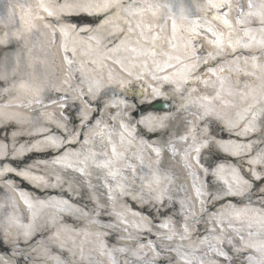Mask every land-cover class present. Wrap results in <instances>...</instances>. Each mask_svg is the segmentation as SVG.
<instances>
[{
    "label": "bare ground",
    "instance_id": "1",
    "mask_svg": "<svg viewBox=\"0 0 264 264\" xmlns=\"http://www.w3.org/2000/svg\"><path fill=\"white\" fill-rule=\"evenodd\" d=\"M229 2L217 10L209 0H120L105 12L81 7L102 0H0V264L264 260L259 222L227 215L229 202L260 209L264 185L249 186L250 200L229 198L216 173L221 164L247 173L250 157L264 155V35L258 19L250 22L258 9L249 0ZM241 5L242 27L234 23ZM192 64L186 79L177 75ZM139 88L142 106L159 99L153 89L171 105L148 114L147 134L135 122L137 104L120 102L135 101ZM57 91L74 96L78 116L51 104ZM221 139L238 143L239 154L222 152ZM211 140L214 149L196 152ZM223 176L234 183L230 169ZM231 249L237 257L219 255Z\"/></svg>",
    "mask_w": 264,
    "mask_h": 264
},
{
    "label": "snow or ice",
    "instance_id": "2",
    "mask_svg": "<svg viewBox=\"0 0 264 264\" xmlns=\"http://www.w3.org/2000/svg\"><path fill=\"white\" fill-rule=\"evenodd\" d=\"M209 8L211 9H222V8H230L231 4L229 2V0H217V2H213V0H209L208 3ZM81 7H83L85 10L88 9H96V10H100V11H107L110 8H119L121 7L120 5V0H102V3H97V4H84L81 5ZM249 9L250 10H254V9H258V11H249L248 16L251 21H255V20H259V28L257 29L262 35H264V0H249ZM126 11H129V14H132L131 9L129 7V9H126ZM49 15L51 16L52 13L49 12ZM226 15V13H225ZM239 15H240V23L244 24V11H243V5L240 6L239 9ZM207 19V18H206ZM57 23H59V21H57ZM195 23V22H194ZM224 24L228 25L229 28H231V25L229 24L228 19H225L223 21ZM62 31H65L64 29H61ZM209 32H212L213 36H216L217 38L213 41H211V43L216 44L218 47H223V39L220 38L219 36H217V34L213 31V29L211 28V26L208 27L207 29ZM245 31V34H249L251 31H253V29H243ZM193 31H195V29H193ZM232 31H234V29H232ZM65 34H67L65 32ZM230 41L232 39L231 35L229 37ZM253 39L255 40V37L253 36ZM259 43L261 44V46H264V39H262L261 41H259ZM238 44H240L239 40H236L235 43H232L231 46L233 48H235ZM243 46L245 48L249 47V44L244 43ZM195 47L192 48V53L193 55H195ZM172 57H169V60H171ZM176 59H179L178 57ZM197 65L196 64H192V65H186L185 68L183 70H181L180 72L177 73L178 76H180L182 79H186V73H189L193 68H195ZM167 67H173V65L171 63L167 64ZM212 72H215V69L210 68L209 69ZM163 80H172L173 77L171 76H164L162 78ZM176 90H179V87H177ZM153 95L159 97V99L155 102H145V104L142 106L140 104L139 101H136L137 104V112L134 114L136 117V124L138 127L141 128V131L144 132L145 134H147V129L144 128V125L149 124L150 121L152 120V117L150 115H148L151 112H161L164 111L162 105L165 103H168V101L163 97V94L158 90V89H153L152 90ZM121 96H124L123 93H120ZM140 95L142 96L143 93H140ZM125 99H127V97H125ZM42 103V101H41ZM158 105H160L158 107ZM115 107V105H113ZM211 110L210 109H206L205 111V115H211ZM241 119H243V117H241ZM100 122L97 121V125L99 126ZM231 127H235V125L230 124ZM84 127H90V124L85 123ZM113 127H115L113 125ZM124 132H127L128 135H132V133L128 130V125L124 124L122 125ZM251 130V125L250 124H245V126L243 127L242 131L244 133H247L248 131ZM72 136H75L76 133L73 132L71 133ZM68 138L65 137V140H67ZM120 139L123 141L125 139L124 133L121 132L120 133ZM186 139V137H185ZM51 143L54 146H58V147H63L64 146V142L60 141V140H51ZM69 143H71V141H69ZM207 144V146L211 149H214L217 145V141L215 140H211V141H206L204 143H201L200 147L196 148V152L199 153L200 152V148L204 147ZM147 146V145H145ZM251 145H249L250 147ZM219 147L220 150L224 153H228L229 155H238L241 146L232 141V140H223L221 139L219 142ZM115 145H113V152H115ZM157 154H159V150L157 149ZM67 159V155H63L61 156V160H66ZM199 160V157H198ZM257 163H262L264 164V155L261 156H256V157H250V171L245 173L243 171V169L241 167H239L238 165H228L226 166L225 164H221L217 167L216 169V173L218 175H220V179H222L224 181L225 184V192L224 194L229 197V198H233L236 197L238 195L241 194H245L247 193V195H245V200H250L251 198V191L249 186L251 184H255V187L257 189L261 188V185H264V167L261 168V170L259 172H257L255 169H253L251 167V165L253 164H257ZM227 169H230L231 172V176H232V180L234 181V183H230L224 176L223 173L226 171ZM6 169H4L3 165L0 164V171H5ZM198 194H201L199 192V189L197 190ZM261 195H264V189L261 190ZM26 203H29L26 200ZM62 204H67V202H60ZM204 201H201V204H203ZM238 203H243V201H239L237 203H231L229 202L227 204V215L230 218V222L231 220L235 219V220H240V219H245V218H249L250 222H249V227L251 226V219H256L261 227V231L258 233V235H260L262 238H264V204L261 205L260 209H256L253 207H249V206H245L243 208L238 207L237 204ZM29 207H32L31 203H29ZM70 207V206H69ZM205 212H207V209L204 210ZM249 214H252V216L250 217ZM217 216V218H219L221 220V223L223 222V217L225 216L224 212H219L215 214ZM167 225H165L166 227ZM185 231H187V227H185ZM237 232L239 233V230H237ZM250 235H252L250 233ZM243 238V237H242ZM169 239H171V237H169ZM210 247H213L212 245H210ZM214 250H216L214 248ZM259 250L261 252H264V244L259 246ZM122 251V250H121ZM220 255H225L224 252H220ZM58 259V258H57ZM4 264H7V262H4ZM149 264H154V262H149ZM189 264H191V262H189ZM200 264H203V261L200 262ZM214 264V262H213ZM258 264H264V260H261L258 262Z\"/></svg>",
    "mask_w": 264,
    "mask_h": 264
},
{
    "label": "rangeland",
    "instance_id": "3",
    "mask_svg": "<svg viewBox=\"0 0 264 264\" xmlns=\"http://www.w3.org/2000/svg\"><path fill=\"white\" fill-rule=\"evenodd\" d=\"M234 23L236 24V25H239L240 27H242V26H244L245 25V23L244 24H241L240 23V18L238 19H236L235 21H234ZM246 29V28H245ZM247 29H253L254 30V27H251V28H247ZM255 29H257V28H255ZM244 31V30H243ZM141 92H146V88L145 89H142V88H139V89H137V90H135V91H133V95L136 97V99H135V101H130V100H124V99H121V103L124 105V106H126V107H128V108H131V109H135V106H136V101H139L140 102V93ZM139 93V94H138ZM77 111H74V113L72 112V108L71 107H69V110H68V113H73V115L76 113ZM41 113V112H40ZM39 113V114H40ZM220 252H224L225 253V255H221V256H224V257H226L227 255H234V252L233 251H231V254H230V252H226V251H220ZM219 252V253H220ZM233 253V254H232ZM220 255V254H219ZM21 264H28L27 263V261H26V258L21 262Z\"/></svg>",
    "mask_w": 264,
    "mask_h": 264
},
{
    "label": "water",
    "instance_id": "4",
    "mask_svg": "<svg viewBox=\"0 0 264 264\" xmlns=\"http://www.w3.org/2000/svg\"><path fill=\"white\" fill-rule=\"evenodd\" d=\"M159 106H160V105H158V107H159ZM162 107H163L164 111H166V110H168V107H169V106L165 103V104L162 105Z\"/></svg>",
    "mask_w": 264,
    "mask_h": 264
}]
</instances>
